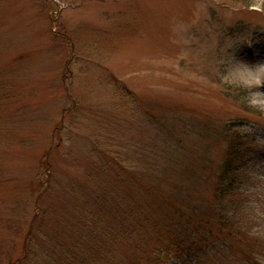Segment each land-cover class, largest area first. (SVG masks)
I'll return each mask as SVG.
<instances>
[{"label": "rangeland", "instance_id": "obj_1", "mask_svg": "<svg viewBox=\"0 0 264 264\" xmlns=\"http://www.w3.org/2000/svg\"><path fill=\"white\" fill-rule=\"evenodd\" d=\"M231 57L264 64V0H0V264L29 237L31 264L68 253L96 200L105 223L116 201L152 221L111 243L129 264L177 220L162 197L219 238L195 264H264V111L225 79ZM237 136L238 191L217 200Z\"/></svg>", "mask_w": 264, "mask_h": 264}, {"label": "trees", "instance_id": "obj_2", "mask_svg": "<svg viewBox=\"0 0 264 264\" xmlns=\"http://www.w3.org/2000/svg\"><path fill=\"white\" fill-rule=\"evenodd\" d=\"M240 140L237 136L227 143L224 161L220 171L216 174L213 198L217 200L225 199L226 196L235 197L236 190L238 191L236 180L239 172L238 166L242 160L244 162V153H246L241 148L243 142ZM136 177L133 173V189L137 186L142 187ZM111 196L113 197H111L110 202L113 203L115 202L112 201L115 200V195ZM162 198L165 201L162 200L165 208L169 206L170 213L176 215L177 220L159 226L156 231V234L158 233L156 245L150 250L144 251V255L141 257L133 256L129 264H166L167 259L173 256L178 258L182 264H195L200 260L207 247L219 241L218 236L214 235L212 227L209 226L208 220L200 215L197 206H192V213H188L181 205L172 203L173 199L170 197ZM112 205L119 213L113 215L115 220L107 216L109 222L105 223L101 217L102 202L95 201L91 206L94 208L92 213L91 209H86L87 203L84 204L79 210V218L74 225L77 230L80 228V231H78L75 240L72 241L70 251L61 255H49V263L109 264L106 259L109 257L108 253L110 254L111 243L117 241L119 237L127 239L131 233H133V239H140L139 236L142 234V228H145V223L152 222L149 218L143 217L142 208L135 204L133 209L129 211L125 205L117 203V201ZM220 211L215 206H209L207 218L211 219L216 215L222 217ZM131 217H133V221ZM33 245L34 239L29 237L26 241L27 250L23 258L15 262H21V264L37 262L39 252L34 249ZM93 251L96 255L92 253ZM102 252L104 260L100 256Z\"/></svg>", "mask_w": 264, "mask_h": 264}, {"label": "clouds", "instance_id": "obj_3", "mask_svg": "<svg viewBox=\"0 0 264 264\" xmlns=\"http://www.w3.org/2000/svg\"><path fill=\"white\" fill-rule=\"evenodd\" d=\"M227 63L231 67L225 79L247 90L244 99L250 108L264 111V91H260L264 88V64L248 65L233 57Z\"/></svg>", "mask_w": 264, "mask_h": 264}]
</instances>
